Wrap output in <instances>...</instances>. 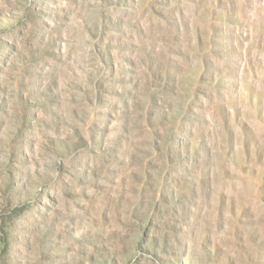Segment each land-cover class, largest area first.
<instances>
[{
  "label": "rangeland",
  "instance_id": "374dc122",
  "mask_svg": "<svg viewBox=\"0 0 264 264\" xmlns=\"http://www.w3.org/2000/svg\"><path fill=\"white\" fill-rule=\"evenodd\" d=\"M0 264H264V0H0Z\"/></svg>",
  "mask_w": 264,
  "mask_h": 264
}]
</instances>
